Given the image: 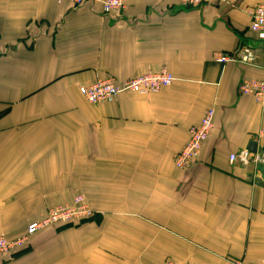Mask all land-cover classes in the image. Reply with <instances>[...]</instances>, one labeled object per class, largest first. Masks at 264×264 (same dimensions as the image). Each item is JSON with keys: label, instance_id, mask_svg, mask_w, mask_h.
<instances>
[{"label": "crops", "instance_id": "1", "mask_svg": "<svg viewBox=\"0 0 264 264\" xmlns=\"http://www.w3.org/2000/svg\"><path fill=\"white\" fill-rule=\"evenodd\" d=\"M103 1L0 0V235L19 239L81 195L95 213L0 264L263 263L262 173L231 156L264 132V109L238 91L264 79L249 15L264 0H123L118 15ZM245 45L254 66L215 61ZM163 69L176 81L158 94L93 105L79 91ZM209 109L198 162L177 168Z\"/></svg>", "mask_w": 264, "mask_h": 264}, {"label": "built area", "instance_id": "2", "mask_svg": "<svg viewBox=\"0 0 264 264\" xmlns=\"http://www.w3.org/2000/svg\"><path fill=\"white\" fill-rule=\"evenodd\" d=\"M58 3L68 2L72 6H80L87 0H56ZM222 0H180L185 7H198L202 5H216ZM103 12L105 14H121L125 8L123 0H104L102 2ZM251 17L250 32L255 39L262 44V52L264 54V4L253 7L249 11ZM254 48L242 46L236 54H219L216 62L220 65L229 63L241 66H254L257 61V55ZM176 81V77L166 69L157 73H146L123 82L114 79H99L89 86H80L79 91L85 97L88 103L100 105L104 103L114 102L120 95L124 93H137L150 96L162 92L164 89L172 86ZM239 94L242 96H251L258 105L264 109V79H247L244 78L238 87ZM215 111L209 109L201 123L190 129V136L184 148L175 156V166L179 169H187L195 165L202 151L203 145L209 139L214 129ZM254 143L259 145L262 143L264 148V132L259 133L254 139ZM231 161H239L244 165L251 162L255 164L256 170L264 165V158L260 154H252L249 150H243L238 155H232ZM94 211L85 201L84 196L75 198L73 204L58 206L52 208L48 212V216L40 221L31 224L28 227L25 236L8 240L0 235V259L11 258L18 250L22 249L31 236L38 231L56 224H78L83 220L94 216ZM163 264H174L171 260L165 261ZM251 264V263H238ZM260 264H264L260 263Z\"/></svg>", "mask_w": 264, "mask_h": 264}, {"label": "water", "instance_id": "3", "mask_svg": "<svg viewBox=\"0 0 264 264\" xmlns=\"http://www.w3.org/2000/svg\"><path fill=\"white\" fill-rule=\"evenodd\" d=\"M248 150L251 153H256L257 152V145L255 143H250L248 146ZM258 171L262 173V178L260 180H258L259 183H263L264 182V165L260 166L258 168Z\"/></svg>", "mask_w": 264, "mask_h": 264}, {"label": "trees", "instance_id": "4", "mask_svg": "<svg viewBox=\"0 0 264 264\" xmlns=\"http://www.w3.org/2000/svg\"><path fill=\"white\" fill-rule=\"evenodd\" d=\"M68 225H73V224H68Z\"/></svg>", "mask_w": 264, "mask_h": 264}]
</instances>
